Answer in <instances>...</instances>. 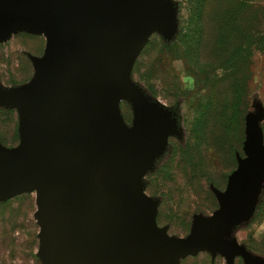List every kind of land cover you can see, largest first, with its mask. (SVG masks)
I'll list each match as a JSON object with an SVG mask.
<instances>
[{
    "label": "rangeland",
    "instance_id": "obj_1",
    "mask_svg": "<svg viewBox=\"0 0 264 264\" xmlns=\"http://www.w3.org/2000/svg\"><path fill=\"white\" fill-rule=\"evenodd\" d=\"M147 12L122 71L125 86L90 115L110 136L142 132L137 155L133 149L112 165L126 171L118 206L141 209L135 189L160 234L182 244L198 220L219 217L230 175L259 167L238 179L232 221L177 264H264V0H152ZM52 57L43 32L0 40L2 143L15 118L4 106L14 104L28 123ZM39 206L37 186L0 199V264H42Z\"/></svg>",
    "mask_w": 264,
    "mask_h": 264
},
{
    "label": "water",
    "instance_id": "obj_2",
    "mask_svg": "<svg viewBox=\"0 0 264 264\" xmlns=\"http://www.w3.org/2000/svg\"><path fill=\"white\" fill-rule=\"evenodd\" d=\"M151 1L0 0V40L18 30L43 32L53 53L28 123L21 120L22 152L0 146V199L40 190L42 264H177L232 221L238 179L259 168L235 170L219 217L198 220L182 244L160 234L135 189L141 209L118 206L126 171L112 165L133 149L137 155L142 132L118 128L110 136L90 125V115L101 97L125 86L122 71L142 39ZM135 167L127 170L129 182Z\"/></svg>",
    "mask_w": 264,
    "mask_h": 264
},
{
    "label": "trees",
    "instance_id": "obj_3",
    "mask_svg": "<svg viewBox=\"0 0 264 264\" xmlns=\"http://www.w3.org/2000/svg\"><path fill=\"white\" fill-rule=\"evenodd\" d=\"M4 109H7V111H11L13 112L15 115V118L13 119L14 122L12 124L13 126V133L11 135V139L10 142L8 143H2V141L0 140V146H3L7 149H15L19 146L20 140H21V118L19 115V112L17 110V107L14 104H10V105H6L4 106Z\"/></svg>",
    "mask_w": 264,
    "mask_h": 264
},
{
    "label": "crops",
    "instance_id": "obj_4",
    "mask_svg": "<svg viewBox=\"0 0 264 264\" xmlns=\"http://www.w3.org/2000/svg\"><path fill=\"white\" fill-rule=\"evenodd\" d=\"M108 1H112L113 2V0H108Z\"/></svg>",
    "mask_w": 264,
    "mask_h": 264
}]
</instances>
